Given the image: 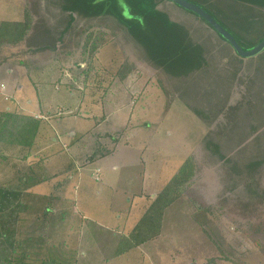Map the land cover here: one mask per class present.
Masks as SVG:
<instances>
[{"label":"rangeland","instance_id":"rangeland-1","mask_svg":"<svg viewBox=\"0 0 264 264\" xmlns=\"http://www.w3.org/2000/svg\"><path fill=\"white\" fill-rule=\"evenodd\" d=\"M79 1L0 0V24L32 22L24 43L0 50V113L18 105L49 119L40 144L0 146V187L22 193L18 256L29 252L28 264H264V50L234 53L238 60L206 22L170 0ZM184 1L213 15L245 51L264 37L255 0ZM83 9L105 18L77 20ZM180 40L198 45L204 61L173 52ZM236 93L239 105L229 109ZM44 141L57 156H40ZM187 162L158 237L127 250ZM251 162L258 169L247 174Z\"/></svg>","mask_w":264,"mask_h":264},{"label":"trees","instance_id":"trees-1","mask_svg":"<svg viewBox=\"0 0 264 264\" xmlns=\"http://www.w3.org/2000/svg\"><path fill=\"white\" fill-rule=\"evenodd\" d=\"M105 2L103 1L100 4H104ZM53 3L55 2H52V1L50 2V4H53ZM254 3H256L254 5L264 9V0H255ZM79 5H80V1L78 2V4H76V6H79ZM80 10H81V7L79 9V12ZM85 12L87 11L83 9V14L78 13V17L75 16L77 20L80 18V19H84L85 21H90L97 17H101L102 20H104L105 18V17L103 18L104 13H101V12L99 13H85ZM261 15L262 17L259 19V22L264 21V14H261ZM127 20L128 19L124 21H127ZM202 20L206 22L204 19ZM254 23L255 22H253L252 24ZM206 24L210 26L207 22ZM0 25H1L0 26V50L3 49V47H8V48L17 47V45L20 42L24 43L26 39L29 37L31 30H32V27H31L32 22L30 19L23 24L15 23V22H2ZM124 26L126 28H129L127 25H124ZM104 27L108 29L106 25H104ZM251 27L254 28V26H251ZM210 28L212 27L210 26ZM234 38L237 41L236 37ZM219 39L222 40L224 44L227 43L229 47L231 48V45L221 35H219ZM262 40H264V37L260 39L253 47L258 45ZM187 41H188V37H187ZM237 43L239 44L238 41ZM172 51L178 52L177 54H181V55L182 54L191 55L194 52L196 56L197 55L199 57L201 56L200 59H197L199 63L204 61L203 51L200 49L198 45L195 46L191 44L190 41L189 43L181 41V40L179 43L175 42L173 44ZM234 53L237 54L235 51L233 52V54ZM174 54L176 53L171 54L172 58H170V61L173 59V57H175ZM235 54L234 56L238 60L242 61V59L237 57L238 54L237 55ZM175 60H177V58H175ZM182 62H185V61H182ZM185 63L187 64V62ZM227 66L228 68H230V70H232L231 66H229L228 63H227ZM230 70H228V74H231ZM235 71L236 72L233 75L235 77L233 78L235 79L237 78L238 87H241L239 86L240 80H242L241 83H242V86H244L245 85L244 81L247 80L246 77L243 79L241 75L242 72L238 73V69ZM244 76L245 74H243V77ZM184 80H186V78H184ZM251 82L253 81L251 80ZM253 84L256 85V82L255 83L253 82ZM169 86L171 87V85ZM234 86L236 85H233V88ZM256 88H257V85H256ZM185 90L188 93H190V88L186 87ZM255 92H256V89L255 91H252L253 94ZM238 93H236V96L233 98V100L236 102H231V107H229V109L233 108L235 104H238L237 103L239 102ZM229 115L231 116L232 112H230ZM41 122L42 120L40 119L38 120L34 116L27 115L16 109L14 110L12 109V110H8V111H4L0 113V146L2 148L3 147L5 148L16 147L17 148V147H20L21 145H25V146H28V148H31L33 144L35 143L36 134L41 127ZM251 133L254 134L255 131ZM15 135H20V137H24V139H21L20 140L21 142H20L17 138L14 139ZM94 159H96V157H94ZM187 163L181 166L179 172L166 185L165 189L160 193L159 197L151 205L149 211H147L146 214L143 216V218H141V220L138 222V224H136V226L134 227V229L132 230L129 236L128 242L126 243L127 250L137 248L138 246H140L141 243L154 240L155 238L158 237L159 231L161 228L160 220L164 214V211L166 210L167 207H169L174 202L175 198H173V196L179 195V190H175V187L181 188V186L185 184L190 174L188 172L190 170L189 168L191 167V164L189 162ZM256 166L257 165L255 163L251 162V165H249V167L246 169V172L248 171L247 174H251V172H253L254 169H258V168H254ZM170 196H172V198ZM21 200H22V193L20 191L15 190L14 188H10V187H5V186L0 187V264H28L27 262H23V260L25 256H29V252L22 251L21 255L18 256V250L22 249L23 245L22 243H18V241L15 239L16 238L15 237L16 235L15 226L16 224H18V220H19L18 214L19 212L20 214L24 212L23 211L24 207L22 206L23 204ZM128 243H129V246H128ZM30 251L32 250L30 249ZM118 252H119L118 254L121 253V251H118ZM41 264H65V262L59 259L49 258L45 261H42Z\"/></svg>","mask_w":264,"mask_h":264},{"label":"water","instance_id":"water-1","mask_svg":"<svg viewBox=\"0 0 264 264\" xmlns=\"http://www.w3.org/2000/svg\"><path fill=\"white\" fill-rule=\"evenodd\" d=\"M175 2L177 5L183 7L184 9L191 11L204 19L219 35H221L234 49V51L242 58H250L256 56L264 50V40H262L258 45L249 51L243 50V48L237 43L235 38L226 31L216 20H214L209 14L202 11L195 5L189 4L184 0H170Z\"/></svg>","mask_w":264,"mask_h":264},{"label":"crops","instance_id":"crops-1","mask_svg":"<svg viewBox=\"0 0 264 264\" xmlns=\"http://www.w3.org/2000/svg\"><path fill=\"white\" fill-rule=\"evenodd\" d=\"M256 6V5H255ZM98 19H101V18H98ZM93 20H97L96 18H94ZM106 30H108V29H106ZM86 85H87V83H86ZM63 91H65V90H63ZM53 93L54 94H56L57 93V90L56 91H53ZM50 100V99H49ZM29 104H33V102H29ZM38 105H39V109L41 110V104L40 103H38ZM48 105V104H47ZM15 107V109L16 110H19V111H21V112H24V111H22V109H20V106H18V105H16V106H14ZM14 107H12V108H14ZM8 110H12L11 108H9ZM7 110V111H8ZM27 110V109H26ZM39 110V111H40ZM30 112V113H29ZM29 112H24L25 114H27V115H31V116H34L36 119H40V120H42V122H41V127H40V129H42L43 131H42V134H40L39 136L38 135H36V138H35V142L37 143V144H40L41 142H38L37 141V139L38 138H40L41 136L42 137H44L45 136V134H46V132H45V130L43 129L45 126H43V123L44 122H48L49 121V119L46 117V115H44V113H42L41 111V113H38L37 112V110H30ZM38 137V138H37ZM42 140H44L43 138H42ZM77 141L78 140H73V142L69 145L68 143H67V146H68V150H65V147H64V150H65V154H68V151L69 152H71L72 153V151H71V147H72V145H75V144H77ZM43 143H45V145L44 146H40L39 147V150H38V153L40 154V156H42L43 158H45V157H52V155H56L57 156V154H56V152L59 150V149H57L54 145H53V143H47V141H44ZM65 144V143H64ZM66 145V144H65ZM64 146V145H63ZM66 146V147H67ZM17 148H21V147H17ZM32 148V147H31ZM53 148H55V150L53 149ZM62 148V147H61ZM79 149V148H78ZM50 150H52V152L53 153H51L50 155H46L47 153H48V151H50ZM30 152H33V151H31L30 150ZM36 154V153H35ZM67 156H69V154L67 155ZM110 156V155H109ZM109 156H106V157H109ZM34 157V155L32 156H28V158H29V162L28 163H30V160H31V158L33 159V160H35L36 161V159L37 158H33ZM105 157V158H106ZM104 158V157H103ZM99 159H101V158H98V160ZM44 161H46V160H44ZM48 161V160H47ZM47 161H46V163H47ZM174 165V164H173ZM180 167V166H179ZM78 170H79V167H78ZM96 171H98V174H99V176L102 174V170L100 169V168H97L96 169ZM149 171V170H148ZM176 173H177V171L175 172V173H173V175H176ZM162 175V174H161ZM172 175V176H173ZM99 176H98V179H99ZM161 178V177H160ZM139 200H141V198L139 199ZM140 202V201H139ZM136 203H138V202H136Z\"/></svg>","mask_w":264,"mask_h":264},{"label":"flooded vegetation","instance_id":"flooded-vegetation-1","mask_svg":"<svg viewBox=\"0 0 264 264\" xmlns=\"http://www.w3.org/2000/svg\"><path fill=\"white\" fill-rule=\"evenodd\" d=\"M205 12H206V11H205ZM206 13H207V12H206ZM197 16H198V15H197ZM210 16H211V15H210ZM212 16H213V15H212ZM212 16H211V17H212ZM198 17H199V16H198ZM213 17H214V16H213ZM213 17H212V18H213ZM222 17H224V19H225L226 21L228 20V18H227L225 15H222ZM199 18H200V17H199ZM214 18H215V17H214ZM214 18H213V19H214ZM214 20H215V19H214ZM220 25H221V24H220ZM209 27H210V26H209ZM227 27H229V26H227ZM229 28H230V27H229ZM211 29H212V28H211ZM230 29H231V28H230ZM212 30H214V29H212ZM225 30H226V29H225ZM214 31H215V30H214ZM226 31H227V30H226ZM230 34H231V33H230Z\"/></svg>","mask_w":264,"mask_h":264}]
</instances>
